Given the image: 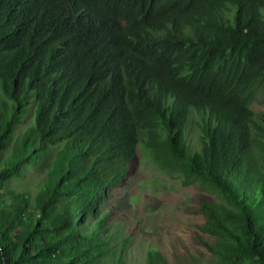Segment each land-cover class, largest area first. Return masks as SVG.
<instances>
[{
	"label": "trees",
	"instance_id": "16d2710c",
	"mask_svg": "<svg viewBox=\"0 0 264 264\" xmlns=\"http://www.w3.org/2000/svg\"><path fill=\"white\" fill-rule=\"evenodd\" d=\"M255 101L264 0H0V264H128L143 128L169 173L220 199L198 201L205 264H264ZM27 167L35 188L14 189ZM145 248L135 264H169Z\"/></svg>",
	"mask_w": 264,
	"mask_h": 264
},
{
	"label": "rangeland",
	"instance_id": "374dc122",
	"mask_svg": "<svg viewBox=\"0 0 264 264\" xmlns=\"http://www.w3.org/2000/svg\"><path fill=\"white\" fill-rule=\"evenodd\" d=\"M252 108L264 109L255 101ZM196 131L187 135V142L196 144ZM145 129L138 131L135 144V171L121 190L128 197L133 217L140 221L145 236L135 234L125 256L128 264L143 263L145 247H157L169 264H205L215 258L196 239L197 225L204 221L198 210L201 198L220 201L197 184L183 185L176 174L169 173L164 163L145 144ZM26 175L13 180V188L33 190L39 177L37 167H27ZM136 233V230H134Z\"/></svg>",
	"mask_w": 264,
	"mask_h": 264
}]
</instances>
